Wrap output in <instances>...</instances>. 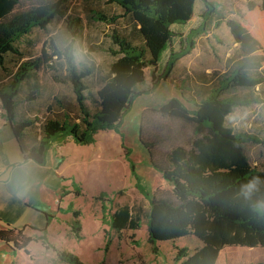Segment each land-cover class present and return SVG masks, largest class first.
<instances>
[{
  "label": "trees",
  "instance_id": "obj_1",
  "mask_svg": "<svg viewBox=\"0 0 264 264\" xmlns=\"http://www.w3.org/2000/svg\"><path fill=\"white\" fill-rule=\"evenodd\" d=\"M22 1L0 0V69L7 72L4 65L7 55L16 57L18 62L10 73L11 80L0 85V108L24 159L38 165L45 164L46 154L54 143L70 138L78 146H86L95 143L99 131L115 130L138 95L134 90L144 82L145 70L157 68L169 44L179 37V49H169L162 74L151 75V91L161 80L167 81L178 61L190 54L196 37L217 28L223 20L216 13L213 0H200L204 7L201 24L182 38L170 26L186 25L191 20L196 0H98L120 9L130 29L127 32L112 29L108 52L114 60L108 73L99 76L100 88L95 92L98 106L91 112L85 80L96 71L92 64L78 66L74 56L81 18L69 13V0H28L34 5L19 9ZM116 19L99 16L98 20L111 25ZM55 20L63 23L68 37L65 40L61 37L62 48L51 43L50 56L42 50L35 59L19 63L22 53L16 43L33 29L45 31ZM226 24L239 55L225 61L223 72H196L179 78L180 85H175L183 101L192 108L172 98L154 110L162 118L192 125L194 137L188 146L176 145L165 159H158L156 148L167 139L147 129L145 113L139 124V141L149 154L151 167L173 187L169 195H149L135 177V188L149 204L147 242L156 251L157 243L191 235L201 245L192 254L185 248L179 249L175 264H216L224 248L264 249V172L249 164L244 151L246 143L264 145V141L236 134L227 125L233 110L261 102L254 94L264 86V0L247 1L240 19H228ZM52 57L63 62L65 78L54 74L57 69L51 63ZM38 71L49 74L54 83H68L74 100L69 108L61 96H55L41 120L30 110L40 98ZM28 79L33 83L27 87L29 93L23 101L29 104L31 117L25 116L26 111L20 115L16 110L22 84ZM241 88L250 92L248 97L230 96ZM71 209L70 229L75 239H81L79 212ZM101 209L102 224L110 231L121 233L139 228V217L132 214L130 206H117L111 214L104 213V206ZM42 240L46 248L53 249L60 263L83 264L75 254ZM0 241L12 246L13 251L23 249L27 253L31 239L7 225L0 230Z\"/></svg>",
  "mask_w": 264,
  "mask_h": 264
},
{
  "label": "rangeland",
  "instance_id": "obj_2",
  "mask_svg": "<svg viewBox=\"0 0 264 264\" xmlns=\"http://www.w3.org/2000/svg\"><path fill=\"white\" fill-rule=\"evenodd\" d=\"M213 1L217 5L216 13L223 17L221 24L217 28L212 27L200 37H196L195 48L181 60L179 67L177 65L178 68L170 75L169 80H161L151 91V75L162 74L168 50L170 48L175 51L179 49V37L175 38L162 53L157 68L145 71L144 82L137 85L134 90L138 95L132 100L123 116L122 123L114 131L110 133L99 131L96 145L78 146L73 143L76 149L65 147V156L68 158L67 167L75 166L74 171L82 186L81 191H77L78 196H75L72 205L79 212L78 223L81 239H75V235L69 229L66 236L61 231V233L52 231L46 239L49 246L75 254L83 264H175L174 258L179 249L185 248L188 253L192 254L200 248L199 241L190 235L178 241L157 243L156 251H153L147 242L146 224L149 204L135 188L137 181L135 177L149 194H170L172 185L163 181L159 173L152 169L149 154L139 141L141 115L145 113L144 123L152 134L161 135V138L167 139L156 148L155 154L158 155V159H165L171 148L176 145L187 147L194 137L192 125L162 118L154 110L165 105L172 98H178L185 106L192 108L191 104L183 101L175 85V83L180 85L179 71L183 69H196V72L223 71L225 60L239 55L238 47L231 38L226 21L228 19L239 20L240 15L246 10L247 1L261 2V0ZM30 5L34 3L23 0L19 9ZM202 7L203 3L196 0L191 20L186 25H172L170 30L181 34L182 38L186 37L191 29L198 28L200 25L199 9ZM68 8L72 16H79L82 20L80 34L74 41L76 63L78 66L92 64L96 71L85 80L88 87L85 92L87 104L90 111L95 112L98 106L95 92L100 88L99 76L108 73L109 66L114 60L108 52L111 47L112 29L127 32L130 28L127 25L129 22L121 17L122 11L115 5H108L98 0H69ZM99 16H106L108 19L115 16L118 19L114 24L107 25L104 21L98 20ZM61 37L64 40L68 38L63 23L58 20L47 25L45 31L33 29L15 45L22 53V57L18 58L19 63L35 59L42 50L50 56L52 54L51 43L62 48ZM17 63V58L12 55L4 58L7 72L0 69V85L11 80L10 73L15 70ZM51 63L57 69L54 74L65 78L63 62L52 57ZM36 74L40 86V98L38 103L30 109L32 113L40 120L43 119L47 105L55 96H61L65 106L70 108L74 103L71 86L68 83L52 82L50 75L44 71H38ZM32 83L33 81L28 79L22 84L16 104V110L20 115L23 111H29V104L23 100L29 93L27 87H30ZM248 93L250 92L241 88L230 93V96L243 98L245 95L248 97ZM254 95H257L261 102L233 110L227 118V125L236 134L249 135L264 141V86L259 88ZM0 114H2L1 111ZM32 132L37 133L36 129ZM108 134L114 135L117 143L113 142ZM244 150L249 164L264 172V145L246 143ZM123 204L130 206L132 214L139 217V228L135 231L115 233L102 224L101 208L104 206L106 208L104 213L111 214L117 206ZM66 218L68 220L71 216ZM35 250L37 248L32 247V251ZM37 255L42 258L44 264H63L58 261L52 248H49L45 258L42 257V252ZM216 264H264V249L224 248L219 253Z\"/></svg>",
  "mask_w": 264,
  "mask_h": 264
},
{
  "label": "crops",
  "instance_id": "obj_3",
  "mask_svg": "<svg viewBox=\"0 0 264 264\" xmlns=\"http://www.w3.org/2000/svg\"><path fill=\"white\" fill-rule=\"evenodd\" d=\"M203 9L204 7L199 9L200 20ZM168 55L169 50L165 63ZM181 60L178 61L174 70L179 67ZM194 73L196 69H183L179 71L178 77L181 79L188 75L192 76ZM170 77L169 75L167 80ZM258 90L259 88L256 89ZM0 111L2 113L0 114V230L8 225L12 229L22 231L25 238L31 239L26 248L27 253L23 249L13 251L12 246L0 241V264H44L42 258L37 255L42 252V257L45 258L48 254L49 248L45 247L42 239L46 240L52 231L62 232L65 236L68 229L71 231L69 223L73 217L69 208L76 210L72 207L73 199L78 196L77 191H81L82 186L74 171L75 166L67 167L68 158L65 156V147L75 149L77 147L73 145L74 142L70 138H66L63 142L51 145L45 157V164L38 165L27 161L15 141L11 126L6 121L1 108ZM25 113V116L31 117L32 113L29 111ZM104 131L110 133L114 130ZM109 136L113 142L117 143L114 135ZM96 143L97 135L95 143L92 144L96 145ZM92 144L89 145L92 146ZM67 216L71 218L67 220ZM32 247H36L37 250L33 252Z\"/></svg>",
  "mask_w": 264,
  "mask_h": 264
}]
</instances>
